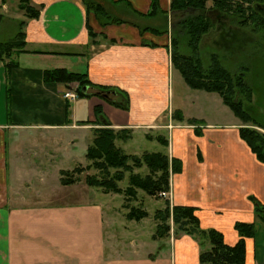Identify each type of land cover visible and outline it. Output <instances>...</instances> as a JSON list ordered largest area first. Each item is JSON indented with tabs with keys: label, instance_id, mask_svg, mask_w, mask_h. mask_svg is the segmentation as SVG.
<instances>
[{
	"label": "crops",
	"instance_id": "obj_1",
	"mask_svg": "<svg viewBox=\"0 0 264 264\" xmlns=\"http://www.w3.org/2000/svg\"><path fill=\"white\" fill-rule=\"evenodd\" d=\"M121 1L115 5L142 14L151 2ZM30 5L39 9L35 18H27L17 0L0 1V41L12 39L19 21H26L24 50L12 56L16 65L7 68L0 60V264H199L193 237L174 236L172 230L153 237L156 221L152 229L145 227L150 210L146 217L128 219L127 209L113 204L112 218L103 191L80 175L70 184L60 182V171L74 168L70 161H87L94 130L105 126L95 115L97 105L108 127L129 132L120 146L124 151L136 140L139 147L167 137L166 152L181 161V171L169 177L170 204L194 206L201 227L220 231L229 245L238 240L236 221L254 222L255 236L245 238V264H264V223L255 220L251 200L264 203V163L241 139L238 117L216 125L201 110L194 112L200 95L172 67L170 31L140 33L125 22L101 26L82 0H30ZM159 7L170 14V0H159ZM168 18L140 20L164 29L156 23ZM88 28L96 34L93 40ZM54 68L86 72L93 84L124 91L128 109L104 101L91 87L89 96L65 97L76 93L77 82H45L44 70ZM175 110L181 120L172 117Z\"/></svg>",
	"mask_w": 264,
	"mask_h": 264
},
{
	"label": "trees",
	"instance_id": "obj_2",
	"mask_svg": "<svg viewBox=\"0 0 264 264\" xmlns=\"http://www.w3.org/2000/svg\"><path fill=\"white\" fill-rule=\"evenodd\" d=\"M82 1L87 13L92 12L101 26L125 22L137 27L140 33L149 30L156 34H163L169 30L173 68L180 73L190 88L216 92L220 96L222 102L243 122V125L239 127L241 139L249 146L256 158L264 163V122L251 113L255 104L252 102V89L247 83L245 72L230 71L220 62L216 54H211L210 64L204 66L197 54L200 41L214 24L211 17L213 14L231 16L239 25L251 24L253 29L260 27L264 41V0H170L169 15L160 9L159 0H151L149 11L146 14L134 11L129 7L125 10L124 5L120 7L115 5L122 3L121 0ZM208 1L211 2L209 7L207 6ZM19 8L24 11L27 18H35L39 15V9L30 5V0H19ZM130 15L133 16V20L128 19ZM158 15L169 17L168 26H165L164 29L141 24V17ZM175 18H177V30L171 28V22ZM25 22V20L19 21L18 30L12 39L0 41V60L5 62L7 68L16 65L12 59L13 54L24 50L23 27ZM88 33L93 40L96 34L90 28H88ZM181 39L184 43L183 46L179 44ZM108 42L111 43L114 40L111 39ZM43 74L45 82L64 84L77 82L75 90L77 96H89L90 93L87 90L83 91L82 88L84 86L91 87L94 95L116 107L128 109L127 93L116 87L93 84L86 72L79 73L64 68H54L44 70ZM94 111L97 119L101 118L105 126L94 130V136L87 146L85 157L90 166L101 174L98 176L86 175L84 179L86 184L115 193L125 191L134 194L137 189H140L154 197H159L161 192H168L170 174L181 171V161L178 158L170 157L166 151L162 150L144 151L140 157L125 153L117 145L116 140L121 138V134L126 129L115 130L108 127L109 123L99 105L95 106ZM172 117L178 120L182 119L176 110L173 111ZM186 121L189 124L197 123V120L193 118H188ZM194 131L200 134L198 127ZM155 138L162 146H168V140L165 137L158 135ZM131 164L135 167L144 166L147 170L146 173H133ZM111 169H113L112 173ZM74 170L75 168L61 170L60 182L70 184L77 180L76 177L71 176L74 174ZM124 171H128L130 174L128 186L121 189L118 182L124 178ZM251 200L255 220L264 223V203L255 197H251ZM195 211L194 206L171 205L169 200L165 199L163 207L156 209L154 213L156 227L153 237H167L171 230L174 236L187 234L193 237L199 245V264H245V238L255 236L257 231L255 223L236 221L234 229L237 231L238 240L233 245H229L224 241L220 231L201 227ZM147 215V211L140 207H131L126 213L128 219L136 220Z\"/></svg>",
	"mask_w": 264,
	"mask_h": 264
},
{
	"label": "rangeland",
	"instance_id": "obj_3",
	"mask_svg": "<svg viewBox=\"0 0 264 264\" xmlns=\"http://www.w3.org/2000/svg\"><path fill=\"white\" fill-rule=\"evenodd\" d=\"M18 6H19V0ZM15 3V2H14ZM211 2H207V6L209 7ZM12 5L11 7H13ZM264 8V7H263ZM214 24L210 31H208L202 38L199 43L198 49V56L204 66L210 64V56L211 54H216L220 62L230 71L238 72L244 71L245 77L247 79V83L251 86L252 89V102L255 104L254 108L252 109V115L258 117L262 122H264V41L262 39V30L260 27L254 28L252 25L248 24L246 26L239 25L236 23L233 17L225 16V15H211ZM219 17V18H218ZM166 25L168 26L167 22H163L162 19L157 25ZM177 18L173 19L171 22V28H175L177 30ZM180 46H183L182 39L180 40ZM173 67V66H172ZM173 80L175 77L176 72H172ZM176 79V78H175ZM176 82V81H175ZM185 87L187 86L189 91L192 94H199L200 96L197 97V101L199 102L200 107L196 109V114H200L199 111L204 112L205 115H208L207 122H211L216 125H223L230 122V119H238L234 116L233 112L221 101L220 96L216 92H206L202 90H194L190 88L187 84H184ZM261 91V92H260ZM174 92L175 98H177L178 94L181 91L178 89L177 83L174 84ZM104 100V99H103ZM105 101V100H104ZM102 110V109H101ZM235 117V118H233ZM240 124L243 125V122L240 121ZM251 126V125H250ZM120 130V129H119ZM263 131L262 129H259ZM129 132L125 130L121 134V138L116 140L117 145L123 146V142L127 140L129 137ZM167 138V137H166ZM170 142L173 141V138L168 136ZM138 144L137 140L135 142L130 143V147L124 151L132 152L133 150H137L132 155L141 156L144 151H167V148L162 146L157 141H149L144 140L143 143L136 147ZM130 149V150H129ZM242 161V158H239ZM64 164H67V161H63ZM69 163V162H68ZM70 161L69 168H75L74 174L71 176L75 177V175H80V179L84 180L86 175H100L99 172L94 167L90 166L89 161H84L83 164H75ZM132 165V164H131ZM132 172L133 173H146V168L142 167H135L132 165ZM113 172V169L110 170ZM129 172L124 171L123 175L124 178L118 182V186L121 189H125L128 186V177ZM78 177V176H77ZM79 178V177H78ZM86 183V182H85ZM100 191H103L101 197L103 198L104 203L108 206L107 212H109L110 216L113 218V204L118 207H123V210L126 208L127 211L131 207H140L142 209L150 210L151 214L150 217L147 219L146 228L152 229V224L154 219L155 207L162 208L164 205V200L170 197V194L167 192L165 196H147L144 191L137 189L134 194H129L127 192H121L120 196H114L113 198V191L110 190H103L102 188H98ZM143 206H145L143 208ZM107 209V208H106ZM126 209L124 211H126ZM124 216V215H123Z\"/></svg>",
	"mask_w": 264,
	"mask_h": 264
},
{
	"label": "built area",
	"instance_id": "obj_4",
	"mask_svg": "<svg viewBox=\"0 0 264 264\" xmlns=\"http://www.w3.org/2000/svg\"><path fill=\"white\" fill-rule=\"evenodd\" d=\"M65 97L71 99V100H74L76 97H77V94L75 92H66L64 94ZM194 126V125H192ZM169 192V191H168ZM167 194V192H161L159 193L160 196H165Z\"/></svg>",
	"mask_w": 264,
	"mask_h": 264
},
{
	"label": "water",
	"instance_id": "obj_5",
	"mask_svg": "<svg viewBox=\"0 0 264 264\" xmlns=\"http://www.w3.org/2000/svg\"><path fill=\"white\" fill-rule=\"evenodd\" d=\"M82 90H83V91H86V90H87V87H86V86H84V87L82 88Z\"/></svg>",
	"mask_w": 264,
	"mask_h": 264
},
{
	"label": "flooded vegetation",
	"instance_id": "obj_6",
	"mask_svg": "<svg viewBox=\"0 0 264 264\" xmlns=\"http://www.w3.org/2000/svg\"><path fill=\"white\" fill-rule=\"evenodd\" d=\"M264 9V8H263Z\"/></svg>",
	"mask_w": 264,
	"mask_h": 264
}]
</instances>
